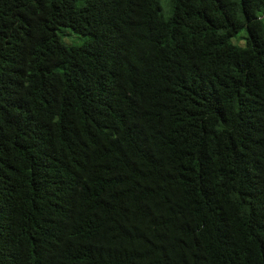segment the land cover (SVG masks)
<instances>
[{
	"label": "trees",
	"instance_id": "trees-1",
	"mask_svg": "<svg viewBox=\"0 0 264 264\" xmlns=\"http://www.w3.org/2000/svg\"><path fill=\"white\" fill-rule=\"evenodd\" d=\"M263 18L0 0V264H264Z\"/></svg>",
	"mask_w": 264,
	"mask_h": 264
},
{
	"label": "rangeland",
	"instance_id": "rangeland-1",
	"mask_svg": "<svg viewBox=\"0 0 264 264\" xmlns=\"http://www.w3.org/2000/svg\"><path fill=\"white\" fill-rule=\"evenodd\" d=\"M264 19V18H263ZM69 31V30H68ZM246 35V31L245 30H243V31H241V33H240V36H245ZM66 39V40H65ZM64 40L67 42V43H69V42H71V43H73V44H79V43H81V41H80V37L79 36H76V35H71V36H69V37H67V38H65ZM233 43L234 44H237V45H239V46H243L244 45V40H242V39H238V40H234L233 41Z\"/></svg>",
	"mask_w": 264,
	"mask_h": 264
}]
</instances>
